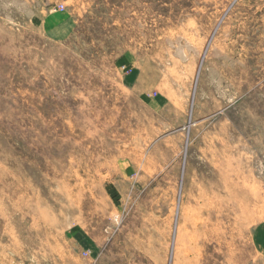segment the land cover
<instances>
[{
	"label": "rangeland",
	"instance_id": "obj_1",
	"mask_svg": "<svg viewBox=\"0 0 264 264\" xmlns=\"http://www.w3.org/2000/svg\"><path fill=\"white\" fill-rule=\"evenodd\" d=\"M0 264H264V0H0Z\"/></svg>",
	"mask_w": 264,
	"mask_h": 264
},
{
	"label": "built area",
	"instance_id": "obj_2",
	"mask_svg": "<svg viewBox=\"0 0 264 264\" xmlns=\"http://www.w3.org/2000/svg\"><path fill=\"white\" fill-rule=\"evenodd\" d=\"M63 8V7H62Z\"/></svg>",
	"mask_w": 264,
	"mask_h": 264
}]
</instances>
